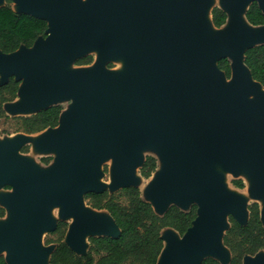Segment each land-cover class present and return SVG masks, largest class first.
<instances>
[{
	"label": "water",
	"instance_id": "water-1",
	"mask_svg": "<svg viewBox=\"0 0 264 264\" xmlns=\"http://www.w3.org/2000/svg\"><path fill=\"white\" fill-rule=\"evenodd\" d=\"M11 1L18 6H11L15 12L48 24L46 36L32 47L0 51V85L10 77L20 81L14 111H38L63 98H73L74 105L62 125L40 137L39 145L57 154L47 173L17 156L24 137L0 144V189H14L0 202L5 215L10 213L0 226L6 263L50 264L55 244L43 247L40 233L56 228L49 214L54 204L62 205V217H72L64 242L78 255L87 253L88 237L117 235L109 213L96 215L81 196L106 190L96 178L107 157L113 158L112 189L137 187L133 174L144 162L139 149L154 141L166 165L151 184L150 200L142 198L158 214L169 201L180 208L187 202L198 206L183 236L162 230L164 246L156 264H201L206 257L227 264L231 253L222 237L228 217L244 224L246 206L225 189L210 164L222 161L233 174L246 167L251 194L264 196V89L244 64L245 51L264 44V25L249 24L245 13L252 1L264 12V0H221L214 7L227 14L225 24L229 14L243 17L226 30L221 29L225 24L214 26L211 0ZM91 49H98L102 59L123 58L124 72L97 63L46 75ZM223 57L231 61L229 78L217 66ZM260 218L264 225V209ZM262 252L245 256L242 264H264Z\"/></svg>",
	"mask_w": 264,
	"mask_h": 264
},
{
	"label": "trees",
	"instance_id": "trees-1",
	"mask_svg": "<svg viewBox=\"0 0 264 264\" xmlns=\"http://www.w3.org/2000/svg\"><path fill=\"white\" fill-rule=\"evenodd\" d=\"M246 20L253 26L264 25V12L256 1H252L245 13ZM212 22L219 28L225 24L227 14L220 8L211 11ZM47 21L24 12H15L10 0L0 7V51L9 54L21 47L30 48L39 37L46 36ZM92 56L77 61V65H89ZM244 64L256 82L264 89V44L249 48L244 53ZM217 66L226 77L231 74V61L227 57L218 60ZM20 81L10 77L6 84L0 85V120L14 123L13 132L37 133L54 129L60 123L64 105L54 104L36 111L30 116L8 117L3 105L18 96ZM5 133H10L8 130ZM48 162L49 158H44ZM156 159L147 156L139 169L144 178H149L156 170ZM237 188L243 182H232ZM84 200L92 208L106 210L114 220L119 232L115 236H90L86 254H76L65 242L67 222L60 221L54 231L56 238L48 239L45 244H55L50 254V264H156L164 243L161 232L165 228L175 230L183 236L192 226L197 216L198 206L192 203L188 210L172 204L162 214L155 212L152 205L142 198L137 187H123L113 193L105 190L101 193L86 192ZM123 197L126 204L120 198ZM248 220L238 223L228 217L229 227L222 237L223 244L229 249L231 258L227 264H242L245 256H254L264 251V225L260 218V208L254 202L248 207ZM5 209L0 205V218ZM0 264H7L0 255ZM201 264H222L212 257H206Z\"/></svg>",
	"mask_w": 264,
	"mask_h": 264
},
{
	"label": "rangeland",
	"instance_id": "rangeland-1",
	"mask_svg": "<svg viewBox=\"0 0 264 264\" xmlns=\"http://www.w3.org/2000/svg\"><path fill=\"white\" fill-rule=\"evenodd\" d=\"M86 1V0H81ZM183 2H186L188 0H182ZM6 0L1 3V5L5 4ZM10 5L14 8L18 9V6L13 3V1L10 0ZM217 5H221V0H211L210 7H214ZM243 19L242 15L240 13L237 14H229L227 23L221 28L222 30H226L231 28L234 25H237L236 23H239V20ZM211 31L214 32V30L211 28ZM85 56H92L93 60L89 65H77V61L81 58H75L68 64H64L61 66V68L58 71H47L46 75L49 77L54 76H60L68 73H72L74 71H77L82 68L92 67L91 65H95L97 63H100L106 70H112L111 72L117 73L116 71L121 70V65L123 66V58H110V59H102L100 57V53L98 49H91L89 50ZM84 57V56H83ZM120 68V69H119ZM116 69V70H115ZM21 94V93H19ZM19 97H16L10 102H6L4 104L5 114L8 117H17V116H30L34 114L36 110H30L25 112H15L13 107L16 105V103L19 100ZM255 96L252 95L249 98H254ZM59 104L64 105L65 109L62 114V123L65 119V117L68 115L71 107L74 105V99L73 98H63L58 101ZM13 126L14 123L9 120H0V144H5L6 142L15 139L17 137H24V144L20 147V150L17 153V156L27 163L31 164L34 168H36L38 171L42 173H47L50 169H52L56 165V156L57 154L53 151L45 150L39 145V140L43 132L40 133H34V134H25V133H14L13 132ZM5 130H8L10 133L3 132ZM140 155H141V162L145 160L147 156H153L156 159V170L153 172V174L149 178H144L139 173V168H136L134 171V181L133 185L137 186L140 190L141 196L145 199L150 200L149 198V189L151 187L152 182L154 179L162 173L164 170V167L166 165L163 152L161 148L158 146V144L154 141H145L142 143L140 149H139ZM43 157H50L51 161L49 164H43L40 159ZM211 169L214 173H216L222 180L223 185L225 186V189L237 197L241 198L246 206V213L247 218L249 215L248 207L254 203L257 202L259 204V207L261 210L264 209V196L261 198H255L251 194V187H252V180L249 176L248 169L246 167H243L238 174H233L229 170H227L222 161L219 160H213L210 164ZM112 168H113V158L107 157L101 161L99 164V171L101 173V176L96 178V182L103 185L105 189H108L109 191L116 193L118 190H113L111 187V176H112ZM246 173V174H245ZM248 175V177H247ZM152 179V180H151ZM235 180H240L243 182L242 188H237L232 183ZM250 180V181H249ZM14 192V189L10 185H5L2 189H0V202L3 203L7 198H9ZM81 199L83 201L84 206L95 213L98 216L101 217H107V212L105 210H96L91 207H89L85 200L83 199V196H81ZM121 202L123 204H126V201L123 197L120 198ZM174 201H169L168 205L173 204ZM191 205L190 202L184 203L181 205L182 208L188 209ZM62 205L61 204H54L50 208V218L57 226L59 221H62L65 219V221L69 223L72 221V217H62L60 214ZM230 215V214H228ZM226 216V222H227ZM10 219V213H6V215L3 218H0V226H4L8 223ZM227 224V223H226ZM68 229V228H67ZM169 230V229H167ZM167 230H164V234ZM56 235L54 231H48V230H42L40 233V241L41 245L43 247L48 246H54L53 243L51 244H45V242L48 239H55ZM264 257V252L261 253ZM230 256V253H229Z\"/></svg>",
	"mask_w": 264,
	"mask_h": 264
},
{
	"label": "flooded vegetation",
	"instance_id": "flooded-vegetation-1",
	"mask_svg": "<svg viewBox=\"0 0 264 264\" xmlns=\"http://www.w3.org/2000/svg\"><path fill=\"white\" fill-rule=\"evenodd\" d=\"M61 120H62V117H61ZM60 120V123H59V125L57 126V127H59L60 126V124H61V121ZM62 125V124H61ZM57 127H55V128H57ZM47 130V129H46ZM43 131H45V130H43ZM43 131H41V132H43ZM15 133H20V132H15ZM21 133H24V132H21ZM37 133H40V132H37ZM25 134H34V133H25ZM20 150V149H19ZM44 158H49V161L46 163V162H44L43 161V159ZM40 161L43 163V164H49L50 163V161H51V158L50 157H43V158H41L40 159ZM153 174V173H152ZM106 190H108V189H106ZM119 190V189H118ZM105 191V190H104ZM109 191V190H108ZM96 193V192H95ZM101 193V192H100ZM85 202H86V204H87V201L85 200ZM88 205V204H87ZM89 206V205H88ZM89 207H91V206H89ZM92 208V207H91ZM93 209H95V208H93ZM96 210H98V209H96ZM101 210H104V209H101ZM106 211V210H105ZM107 212V211H106ZM60 222V221H59ZM58 222V223H59ZM66 222V221H65ZM68 224V223H67ZM57 227V226H56ZM67 228H68V225H67ZM56 229V228H55ZM55 231V230H54ZM66 232H67V230H66ZM66 234V233H65Z\"/></svg>",
	"mask_w": 264,
	"mask_h": 264
},
{
	"label": "bare ground",
	"instance_id": "bare-ground-1",
	"mask_svg": "<svg viewBox=\"0 0 264 264\" xmlns=\"http://www.w3.org/2000/svg\"><path fill=\"white\" fill-rule=\"evenodd\" d=\"M203 17H204V20H205V24L206 23H208V20H209V15H208V10H206L205 11V13L203 14ZM91 66H93V65H91ZM121 70L120 71H116L117 73H123L124 72V70H123V66L121 65ZM120 69V68H119ZM116 70V69H115ZM112 71V70H111ZM246 174V173H245ZM247 177H248V175H247ZM249 178V177H248ZM152 180V179H151ZM250 181V180H249ZM113 182V173H112V176H111V183ZM264 201V200H263ZM44 264H46L45 262H44Z\"/></svg>",
	"mask_w": 264,
	"mask_h": 264
}]
</instances>
